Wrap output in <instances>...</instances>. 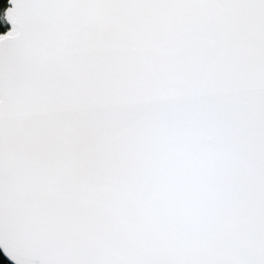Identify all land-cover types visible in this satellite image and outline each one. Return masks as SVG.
<instances>
[{
    "label": "snow or ice",
    "instance_id": "6c2138e0",
    "mask_svg": "<svg viewBox=\"0 0 264 264\" xmlns=\"http://www.w3.org/2000/svg\"><path fill=\"white\" fill-rule=\"evenodd\" d=\"M2 19L3 264H264V0Z\"/></svg>",
    "mask_w": 264,
    "mask_h": 264
},
{
    "label": "trees",
    "instance_id": "16d2710c",
    "mask_svg": "<svg viewBox=\"0 0 264 264\" xmlns=\"http://www.w3.org/2000/svg\"><path fill=\"white\" fill-rule=\"evenodd\" d=\"M6 5V0H4V4H0V24H4L5 27H7L6 22L2 19V9ZM4 257L0 253V264H3Z\"/></svg>",
    "mask_w": 264,
    "mask_h": 264
},
{
    "label": "water",
    "instance_id": "95a60500",
    "mask_svg": "<svg viewBox=\"0 0 264 264\" xmlns=\"http://www.w3.org/2000/svg\"><path fill=\"white\" fill-rule=\"evenodd\" d=\"M0 253L2 254V256H3V252H2V250H0ZM4 259H6V258H4ZM9 264H10V262H9Z\"/></svg>",
    "mask_w": 264,
    "mask_h": 264
}]
</instances>
